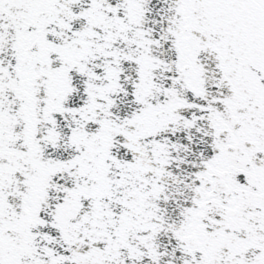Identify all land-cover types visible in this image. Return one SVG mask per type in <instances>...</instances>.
Segmentation results:
<instances>
[{"label":"snow or ice","instance_id":"1","mask_svg":"<svg viewBox=\"0 0 264 264\" xmlns=\"http://www.w3.org/2000/svg\"><path fill=\"white\" fill-rule=\"evenodd\" d=\"M0 264H264V0H0Z\"/></svg>","mask_w":264,"mask_h":264}]
</instances>
